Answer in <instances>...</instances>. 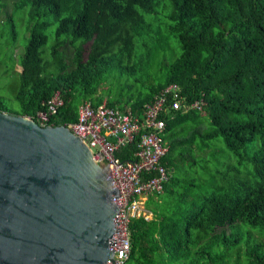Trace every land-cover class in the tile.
<instances>
[{"label":"trees","instance_id":"1","mask_svg":"<svg viewBox=\"0 0 264 264\" xmlns=\"http://www.w3.org/2000/svg\"><path fill=\"white\" fill-rule=\"evenodd\" d=\"M13 7H29V38L20 72L11 66L18 109L0 96V112L35 121L58 92L63 104L52 126L74 123L83 102L105 100L139 115L170 85L187 104L202 103L166 117L167 181L146 196L151 218L130 220L126 264H222L218 251L244 239L250 264H264L253 237L264 238V0H21ZM108 61H126L127 75L144 68L140 98L100 94L114 76ZM220 144L238 167L251 166L246 179L225 185L239 170L218 171ZM134 152L131 144L117 156L131 162Z\"/></svg>","mask_w":264,"mask_h":264},{"label":"water","instance_id":"2","mask_svg":"<svg viewBox=\"0 0 264 264\" xmlns=\"http://www.w3.org/2000/svg\"><path fill=\"white\" fill-rule=\"evenodd\" d=\"M120 196L65 126L0 112V264H116Z\"/></svg>","mask_w":264,"mask_h":264},{"label":"built area","instance_id":"3","mask_svg":"<svg viewBox=\"0 0 264 264\" xmlns=\"http://www.w3.org/2000/svg\"><path fill=\"white\" fill-rule=\"evenodd\" d=\"M58 92L44 104L35 122L49 125L50 117L62 106ZM202 103L187 104L179 94L177 86L170 85L161 90L143 106L141 114L123 112L109 108L105 103L93 107L83 102L77 107L76 121L65 126L75 137L89 148L93 161L100 168H107L117 187L121 207L118 222L122 228L120 240L122 257L119 263L126 264L130 253L128 225L133 218L149 220L151 214L144 209L146 196L162 192L167 173L162 161L168 147L164 141L166 117L175 111L199 110ZM29 118V117H28ZM133 144V161L122 162L117 156L124 147Z\"/></svg>","mask_w":264,"mask_h":264},{"label":"rangeland","instance_id":"4","mask_svg":"<svg viewBox=\"0 0 264 264\" xmlns=\"http://www.w3.org/2000/svg\"><path fill=\"white\" fill-rule=\"evenodd\" d=\"M19 2L21 0H0V96H2L5 104L12 109H18L13 96L15 88L19 85V79L11 73V66L15 62L14 69L16 72H20L21 69L19 66H16V62L23 55L29 38V7L14 10L13 6L19 4ZM55 28L56 26L54 25L46 31L48 36L46 48H50L54 43ZM108 64L109 71L114 73V76H111L108 81H105L100 86V94L107 99L106 93L110 92V98L114 100H119L121 95L124 97L132 95L133 101L140 98L138 95L143 93L145 89L143 80L144 68L138 70L136 74L127 75L126 66L128 64L126 61L122 65L118 61H108ZM141 67L143 66L141 65ZM136 68H139V66L136 65ZM217 156L222 159V165L218 168L219 172H226L231 167L239 170L238 175L232 171L228 173L230 177L225 185L246 179L247 175L252 173L250 165L238 167L233 156L221 144L217 148ZM208 167L213 172V166L209 165ZM204 178L205 182L202 185H207L209 179L207 176ZM253 237L255 238V243H259L262 246V252H264V238L260 237L257 232H253ZM244 242L245 239L242 243ZM242 243L238 246L222 247L218 251V257L222 260V264H250L247 258L248 249Z\"/></svg>","mask_w":264,"mask_h":264}]
</instances>
